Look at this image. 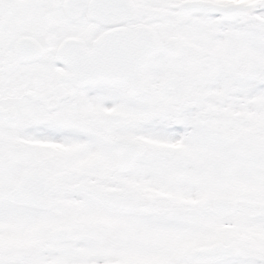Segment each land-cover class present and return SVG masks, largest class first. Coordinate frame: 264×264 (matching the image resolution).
I'll return each mask as SVG.
<instances>
[{
  "label": "snow or ice",
  "instance_id": "obj_1",
  "mask_svg": "<svg viewBox=\"0 0 264 264\" xmlns=\"http://www.w3.org/2000/svg\"><path fill=\"white\" fill-rule=\"evenodd\" d=\"M0 264H264V0H0Z\"/></svg>",
  "mask_w": 264,
  "mask_h": 264
}]
</instances>
